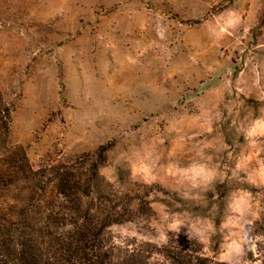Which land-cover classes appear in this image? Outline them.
Returning <instances> with one entry per match:
<instances>
[{
  "label": "rangeland",
  "instance_id": "obj_1",
  "mask_svg": "<svg viewBox=\"0 0 264 264\" xmlns=\"http://www.w3.org/2000/svg\"><path fill=\"white\" fill-rule=\"evenodd\" d=\"M0 100V159L54 177L107 144L104 195L144 198L106 227L110 264H170V237L264 264V0H0Z\"/></svg>",
  "mask_w": 264,
  "mask_h": 264
},
{
  "label": "trees",
  "instance_id": "obj_2",
  "mask_svg": "<svg viewBox=\"0 0 264 264\" xmlns=\"http://www.w3.org/2000/svg\"><path fill=\"white\" fill-rule=\"evenodd\" d=\"M0 106V132L6 137L9 110L1 100ZM19 149L17 154L6 152L0 159V189L12 185L13 176L25 175L17 179L25 190L6 203L0 202V264H110L112 255L104 241L106 227L130 220L144 198L133 197L136 202L127 210L124 196L104 195L105 189L108 194L106 186L111 185L98 168L105 161L107 144L98 147L95 160L84 171H72V164L49 167L54 177H42L46 166L34 170L24 149ZM48 192L52 199L46 198ZM55 195L60 201L56 202ZM64 202L70 204L66 207L70 210L64 211ZM172 239L158 249L170 264H226L208 261L187 241L173 243Z\"/></svg>",
  "mask_w": 264,
  "mask_h": 264
}]
</instances>
